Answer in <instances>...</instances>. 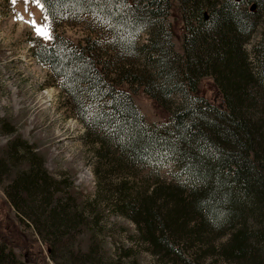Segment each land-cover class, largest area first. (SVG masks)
<instances>
[{
    "label": "trees",
    "instance_id": "obj_1",
    "mask_svg": "<svg viewBox=\"0 0 264 264\" xmlns=\"http://www.w3.org/2000/svg\"><path fill=\"white\" fill-rule=\"evenodd\" d=\"M127 2L132 8L125 10L122 27L118 32L108 28L112 46L125 56H141L143 68L132 72L123 67L117 72L118 79H113L98 59L100 44L91 39L76 45L56 36L51 46L37 45L35 56L61 79L79 119L96 136L93 142L100 159L104 150L113 149L115 164L157 170L164 167L159 161L167 153L164 164L177 167L181 181L176 188L153 189L146 199L134 198L133 206L125 205L127 212L121 209L145 233L142 240L152 254L170 264H198L203 259L198 252L210 246L212 236L229 234L228 241L218 246L221 256L242 264H264V0H181L182 54L173 43L172 0ZM66 11L68 19L56 18L50 11L52 23L93 17L90 11L76 17L70 15L71 7ZM260 27L261 40L251 54L246 46ZM144 32H149L150 39L140 45L138 39ZM207 77L221 93L222 106L200 93ZM125 81L144 89L160 108L170 112L168 123L162 128L146 125L131 94L118 86ZM175 96L181 101L177 106ZM98 113L105 115L95 122L86 118ZM19 140L30 159L7 170L12 144L0 152V183L13 184V204L30 209L47 225L51 237H59L57 244L42 239L50 252L58 246H76L79 252L92 248L89 243L84 249L78 241L88 218L72 190L59 195L43 158L33 145ZM70 202L77 205L73 217L79 218V226L75 230L63 208ZM184 240L191 249L184 248ZM213 250L210 247L204 253ZM0 264L25 263L0 242Z\"/></svg>",
    "mask_w": 264,
    "mask_h": 264
},
{
    "label": "rangeland",
    "instance_id": "obj_2",
    "mask_svg": "<svg viewBox=\"0 0 264 264\" xmlns=\"http://www.w3.org/2000/svg\"><path fill=\"white\" fill-rule=\"evenodd\" d=\"M172 1L173 43L182 54L185 24L180 7L183 5L181 0ZM32 14L37 23L44 22V13L34 4L29 3L26 11L23 0H17L15 5L11 0H0V152L12 144L8 170L31 158L24 155L19 139L33 145L43 158L40 160H43L51 181L57 184L61 181L53 189L57 187L58 194L64 195L70 188L84 217L88 218V226L78 241L84 249L89 243L94 246L79 252L81 250L76 246L63 249L57 245L50 252L42 239L59 242V237H51L47 225L30 209L13 204L14 186L7 181L0 183V242L13 249L25 264H170L169 260L160 261L151 253L148 244L142 240L146 238L145 233L133 216H126L122 211L127 204L134 205V198L146 199L153 189L176 188L181 181L177 167L171 164L155 170L142 165H118L114 163L117 157L112 155L113 149L104 150L100 159L93 142L96 136L89 134V129L79 119L77 108L63 92L61 79L34 54L37 45L51 46L54 39L44 41L35 36L27 22L32 19ZM19 16L24 20H18ZM52 31L54 37H64L76 45H84L89 39L98 41V59L113 79H118L117 72L123 67L132 68V72L144 67L141 56H125L116 51L109 29L101 27L91 16H84L75 23H52ZM261 32L262 27L247 44L249 53L252 54L259 44ZM149 39V32H144L138 42L142 45ZM212 80L209 77L202 80L200 93L212 102L222 104V97ZM118 86L131 94L146 125L162 128L168 123L171 113L160 108L144 89L127 81ZM180 102L179 97L173 98L174 106ZM15 144L19 146L17 152ZM76 207L74 202L63 207L66 215L72 217L70 225L74 230L79 226V218L73 217ZM63 230L69 232L71 229ZM229 237V234L222 238L212 236L210 246L204 245L203 251L198 252L203 259L197 263L242 264L239 259L227 260L219 253L218 246ZM183 242L184 248L191 249L185 240ZM210 247L216 250L205 255V250ZM186 249L184 252L188 253Z\"/></svg>",
    "mask_w": 264,
    "mask_h": 264
},
{
    "label": "snow or ice",
    "instance_id": "obj_3",
    "mask_svg": "<svg viewBox=\"0 0 264 264\" xmlns=\"http://www.w3.org/2000/svg\"><path fill=\"white\" fill-rule=\"evenodd\" d=\"M11 2L15 5L17 0H11ZM23 2L25 4L26 11L27 5L32 3L44 13V22L42 23H37L34 14H32V19L27 21L33 28L35 36L43 39L44 41H51L55 39L52 31V16L50 15V11L56 16V18L59 19L69 18V13L66 11L69 7L72 9L70 13L72 17H76L77 13L90 11L94 20L101 27L109 28L118 32L125 22L123 17L125 10L132 8V5L129 4L127 0H43V2L42 0H23ZM46 4L48 5L47 7ZM62 8L65 9V11H62ZM113 8H115L116 11H113ZM117 16H119L120 19H116ZM17 19L24 20V17L19 16ZM120 38L121 40L125 39L123 35H121ZM62 59L63 58L61 57V60ZM65 86L70 89L72 87L70 84H66ZM104 115L105 114L103 113H98L95 116L89 114L86 118H90L92 122H95L96 120L102 119ZM167 158V153H164L163 158H161L159 163L162 166H167V164H164V159Z\"/></svg>",
    "mask_w": 264,
    "mask_h": 264
}]
</instances>
